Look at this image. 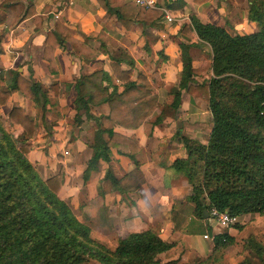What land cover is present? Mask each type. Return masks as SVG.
Listing matches in <instances>:
<instances>
[{
    "label": "trees",
    "instance_id": "1",
    "mask_svg": "<svg viewBox=\"0 0 264 264\" xmlns=\"http://www.w3.org/2000/svg\"><path fill=\"white\" fill-rule=\"evenodd\" d=\"M18 1L4 0L1 6ZM118 1L124 0H98L126 31L136 23L151 27L163 16L160 11L137 7L131 2L113 8ZM33 12L32 5L28 6L19 22L31 17ZM246 18L256 25V32L231 35L223 26L202 22L194 16L190 25L179 30L184 41L178 44L182 69L177 87L170 91L172 102L167 107L168 114L180 108L184 91L191 100L205 101L212 117V129L206 144L181 137L178 131L176 135L186 158L175 160L170 168L187 180L191 187L187 201L193 206V216L206 223L211 209L237 217L264 216V0H251ZM193 33L199 43L210 49L209 64L202 71L192 66L190 50L197 45L185 42L194 40ZM97 40L100 46L94 50L67 36L56 23L54 34L46 37L43 59L53 71L54 52L64 42H69L74 55L87 63L109 55L111 75L102 69L82 74L75 86L83 103L75 120L78 122L79 116L86 115L96 125L88 141L91 157L82 179L87 182L100 162L109 164L110 151H114L131 160L134 169L121 180L114 178L108 169L103 180L115 191L134 193L145 183L136 160L141 149L115 129L137 131L157 110L160 114L155 123H161L166 112L159 95L142 75L131 79L133 60L125 53L110 56L108 45L112 41L105 33L101 32ZM124 65L129 69L125 70ZM206 72L211 74L209 80L198 83L197 77ZM6 75L8 80L4 81L0 74V108L12 94L19 93L34 103L43 119L48 104L47 90L16 71L8 70ZM112 80L121 85V91ZM104 104L109 108L107 116L93 117L89 113L90 108ZM8 122L11 128L21 127L23 133L14 138L5 129L0 115V264H160L158 257L175 247V243L162 240L153 229L119 238L113 249L93 240L90 228L61 199L63 168L56 175L42 179L27 158L32 150L28 141L36 128L34 119L21 108H13ZM101 186L98 193L103 202L105 192ZM233 227L241 228L238 224ZM212 240L215 253L231 246L234 237L224 232L213 235ZM250 248L258 258L262 257V246L251 243ZM240 264L252 262L245 259Z\"/></svg>",
    "mask_w": 264,
    "mask_h": 264
},
{
    "label": "crops",
    "instance_id": "2",
    "mask_svg": "<svg viewBox=\"0 0 264 264\" xmlns=\"http://www.w3.org/2000/svg\"><path fill=\"white\" fill-rule=\"evenodd\" d=\"M157 1L174 18L173 23H167L162 16L151 27L136 23L130 31H126L115 18L106 13L98 0H33L32 3L19 0L13 5L6 4L5 7L1 6L4 0H0V74L4 76V81L8 80L6 75L8 70L18 72L26 80L31 78L47 90L48 98L47 111L43 119L37 114L34 103L19 93L11 95L8 103L0 108V115L5 129L11 132L14 138L21 136L23 130L19 126L11 128L9 125L8 115L13 108H21L27 116L34 119L36 128L33 138L28 141L32 150L27 158L31 161L36 155L33 162L54 173L58 172L59 168H63L64 187L61 193L67 190L71 197L79 195V183L74 177L81 176L86 169L87 161L91 157L88 141L96 128L95 122L87 120L86 115L79 116L78 122L75 120L77 111L83 105L75 91L76 83L82 74H91L102 69L111 75V70L109 55H101L96 61L87 63L74 55L73 46L69 42H64L62 47L54 52L55 66L53 71L50 70L48 63L43 59L46 37L54 34L55 24L59 23L67 36L98 50L100 42L97 36L103 32L118 45L125 40L127 45L124 47L131 55L129 56L133 60V68L139 66L142 71L148 72L146 68L150 63L148 57L153 55L155 59H158L157 62L161 63L158 66L159 70L164 72V77L170 78L172 71L175 74L179 73L180 77L182 64L178 44L183 41L179 35L181 27L190 24V18L193 16L202 22L218 25L224 19L227 7L230 9L227 5H231L233 11L238 9L236 0ZM126 2L130 0L118 1L112 7L117 8ZM11 5L15 7H10ZM30 5L34 14L19 22ZM58 12L60 19L55 20L54 16ZM242 20L249 24L250 33L256 32L254 23L249 22L245 16ZM161 26H164L168 32L163 31ZM193 36L194 40L191 43L198 45L199 41L194 33ZM150 38L154 40V43L149 49L146 41ZM159 53L161 56L164 55L165 61L159 58ZM133 71L132 69V73ZM112 81L113 85L118 86L121 91V85L115 80ZM149 86L154 88L155 93L159 95V100L164 98L165 88L161 89L153 84ZM171 102L172 96L169 104ZM192 102L183 91L178 109L181 118L177 121L189 120L190 124L185 123L184 130L182 128L177 130L176 121L171 118L163 121V128L154 127L150 122L159 116V110L137 131L115 129L118 134L132 139L141 149L136 160L145 183L134 193L108 190L105 193L104 202L106 206H111L109 210L111 208L123 210L127 206L124 202L126 199L130 208L126 207V218L123 217L125 224L130 225V230L135 225L145 226L132 233L152 229L157 224L160 238L169 243H174L175 235L186 232L182 229L191 225L194 227L190 237L201 236L203 239L205 235L204 231L208 223L204 221L203 224L195 220L193 206L187 201L191 195V187L184 176L172 173L173 170L170 168L175 160L186 158V151L176 133L179 131L181 137L188 138L190 137L188 136L189 128L196 126L191 119L198 115L199 108L196 102H193L194 104ZM89 113L93 117L107 116L109 108L104 104L90 108ZM46 138L49 140L46 141ZM44 148L47 150L43 151ZM55 154L62 158L59 161L55 160ZM109 155L111 162L109 164L100 162L98 169L92 171L88 181L85 182L86 189L93 191L94 194L91 196L97 197V200L99 199L98 188L104 185L103 178L108 169L117 180H121L134 169V163L128 158L114 151H110ZM108 198L117 206L107 204ZM143 216L146 218L141 220ZM112 217L115 218L116 215ZM138 221L139 224H135ZM124 237L126 236L122 238ZM209 250L205 245L198 247L199 253H208Z\"/></svg>",
    "mask_w": 264,
    "mask_h": 264
},
{
    "label": "rangeland",
    "instance_id": "3",
    "mask_svg": "<svg viewBox=\"0 0 264 264\" xmlns=\"http://www.w3.org/2000/svg\"><path fill=\"white\" fill-rule=\"evenodd\" d=\"M251 0H236L238 9L236 11H233L231 8V5L229 6L230 9H226V14L224 19H222L221 25L223 26L231 35H244L249 34L251 29L249 28L248 23L243 22L244 16H247V12L249 9V2ZM190 25V24H188ZM217 25V24H216ZM161 29L165 32H168L167 29H165L164 26H161ZM151 32V31H150ZM149 33V31H148ZM184 42V41H183ZM186 43L190 44L191 41L186 40ZM198 42V41H197ZM154 40L151 38L146 41V46L150 49L153 45ZM120 45H118L117 42L112 41L108 45V50L110 56H115L119 53H125L126 55H130L129 51L125 49L124 45H127L125 40H122L119 42ZM190 55L192 58V66L197 71H202L207 67L210 61V49L208 46L198 43V45L194 48H191ZM131 56V55H130ZM129 56V58H131ZM159 58L163 61H165L164 55L161 56L159 53ZM168 59V57H166ZM150 60V63H148V72L142 71V69L138 66L133 68V73L131 75V78L134 80L138 75H142L145 79L146 84H153L156 87H161V89L165 90V93L163 95L164 98L160 100V104L164 106V110L166 112L165 117L163 118V121L167 118H171L174 121H176V128L177 130L181 128L185 129V123H189V120L187 121H177L181 118V114L179 113V110L175 111L174 114H168L169 110L167 109L169 102L171 100V94L170 91L172 88L177 87L179 82V73L175 74L174 71L170 73L169 76L164 77V72L159 70V63L157 62L158 59H155L153 55H150L148 57ZM156 62V63H155ZM161 64V63H160ZM100 67V66H99ZM123 68L125 70L129 69L127 65H124ZM138 71H141L143 73H139ZM152 71V74L150 75V72ZM211 77V74L206 72L203 76L197 77L198 83H203L204 81H208ZM139 84V83H138ZM170 96V100L169 97ZM167 97V99H166ZM193 102H196L198 106V115L191 119V122L193 121V124H196V126L190 127V133L188 136L189 139L197 141L202 144H206L207 140L209 138V134L212 129V117L210 112L208 111L207 104L204 100L197 99L196 101L192 100ZM192 102V104H194ZM162 106V107H163ZM38 114V113H37ZM177 116V117H176ZM176 117V118H175ZM157 118V117H156ZM156 118L150 122L153 123L152 125L154 127L163 128L164 122L161 123H155ZM175 118V119H174ZM77 124V122H74ZM180 124V127H179ZM188 128V127H187ZM49 138H46V141H48ZM43 151H46L47 148L42 149ZM56 155V154H55ZM37 156L34 155L32 157L30 163L34 165L36 170L38 171L39 175L42 177V179H46L48 177H52L56 175L58 172L54 173V171L47 170L44 166H39L38 164L33 162V158L35 159ZM62 157L59 155L55 156V160L58 159V161ZM54 173V174H53ZM172 173H176L172 171ZM75 181H77L78 189H79V195L76 194L74 197L70 196V194L67 193V190L63 193H61V199L67 202L76 218L80 221L85 223L90 228V235L91 238L98 243L106 246L107 248L113 249L116 246L117 240L119 238H122L123 236H127V234L132 233V231H137L138 229L145 228V226L140 225L138 227L137 225L133 226V229H131L129 224H125V218H126V212L127 208H130V204L126 202L125 199V206L122 210H117L116 208H111L109 210V207L106 206L105 202H103L98 199L97 197H92L93 191L91 192L90 189H86L85 182L82 179L81 176H75ZM104 185L101 186L102 190L106 193V191H115L108 182L103 181ZM93 190V189H92ZM99 192V190H98ZM99 197V193L97 194ZM100 198V197H99ZM107 204L113 205L114 203L111 201L110 198H108ZM115 207L117 206L116 203L114 204ZM127 207V208H126ZM111 211V212H110ZM116 215L115 218L112 216ZM125 216V218H123ZM146 216L141 217V220H144ZM187 219V218H186ZM196 221H198L195 218ZM200 223H203L204 221H198ZM135 224H139V221ZM204 224V223H203ZM240 226V230H236L235 227H229L226 229H222L218 227L213 220L208 219V225L205 227L204 234H207L209 239L204 240L201 238V236H191L193 233V225L190 227L183 228L182 231H186L184 233H180L181 235L177 234L174 237V243L175 248L170 251L167 254H162L158 259L160 264H240L243 260L249 259L252 264H264V253L261 258H258L256 253L250 248V244H258L264 248V216L260 215H247L241 217L240 223L238 224ZM153 230L158 232L159 226L156 224L152 228ZM187 229V230H185ZM210 230V231H209ZM228 232L231 236L234 237V242L231 246H228L224 249H221L218 252H213V235H217L220 233ZM207 246L210 250L208 253H199L198 247ZM89 264H97L95 262H90Z\"/></svg>",
    "mask_w": 264,
    "mask_h": 264
},
{
    "label": "built area",
    "instance_id": "4",
    "mask_svg": "<svg viewBox=\"0 0 264 264\" xmlns=\"http://www.w3.org/2000/svg\"><path fill=\"white\" fill-rule=\"evenodd\" d=\"M130 2L137 7H142V8H146L150 10H157V11L162 12L164 19L167 23H173L174 21V18L169 14V12L163 6L159 5L157 0H130ZM54 19L55 20L60 19L59 12L54 16ZM65 155H67V153H65ZM208 219L213 220L218 227L222 229H226V228L233 227L239 224L241 217L230 216L226 212L221 213L215 209H211L208 213ZM203 239L208 240L209 239L208 235L205 234L203 236Z\"/></svg>",
    "mask_w": 264,
    "mask_h": 264
},
{
    "label": "water",
    "instance_id": "5",
    "mask_svg": "<svg viewBox=\"0 0 264 264\" xmlns=\"http://www.w3.org/2000/svg\"><path fill=\"white\" fill-rule=\"evenodd\" d=\"M207 216H208V214H207Z\"/></svg>",
    "mask_w": 264,
    "mask_h": 264
}]
</instances>
